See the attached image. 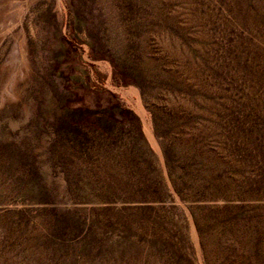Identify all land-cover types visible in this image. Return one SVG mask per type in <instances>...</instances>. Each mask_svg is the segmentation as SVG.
I'll return each instance as SVG.
<instances>
[{
    "label": "rangeland",
    "instance_id": "1",
    "mask_svg": "<svg viewBox=\"0 0 264 264\" xmlns=\"http://www.w3.org/2000/svg\"><path fill=\"white\" fill-rule=\"evenodd\" d=\"M0 264H264V0H0Z\"/></svg>",
    "mask_w": 264,
    "mask_h": 264
},
{
    "label": "bare ground",
    "instance_id": "2",
    "mask_svg": "<svg viewBox=\"0 0 264 264\" xmlns=\"http://www.w3.org/2000/svg\"><path fill=\"white\" fill-rule=\"evenodd\" d=\"M12 1V0H11ZM14 2V1H13ZM16 2H18V1H16ZM21 3V2H20ZM13 5H14V3H13ZM15 6V5H14ZM17 10H18V8H14L13 9V11L10 13V20L11 21H9V23L4 27V29H11L14 25H15V21L14 20H16V22H19L20 21V19H21V15H22V13H23V11L21 10V11H19L18 12V16H17V18H15V12H17ZM14 22H13V21ZM3 29V30H4ZM22 41V40H21ZM20 43H22V42H20V37L16 40V44H15V47H14V49H13V51H12V53H11V56L9 57V59L11 60V59H13V58H16L18 61H20L22 64L25 62V60H24V55H23V48H22V46H21V44ZM16 55H17V57H16ZM9 60V61H10ZM6 61H8V60H6ZM17 61V62H18ZM13 62V61H12ZM16 62V63H17ZM19 62V63H20ZM8 63V62H7ZM12 64V63H11ZM14 64V63H13ZM10 66V65H9ZM18 67L20 66V65H17ZM10 67H8L7 69H9ZM20 69V68H19ZM11 71H13V70H11ZM22 71V70H21ZM19 72V71H18ZM23 73V72H22ZM20 75V74H19ZM14 78H16V75H15V77Z\"/></svg>",
    "mask_w": 264,
    "mask_h": 264
}]
</instances>
